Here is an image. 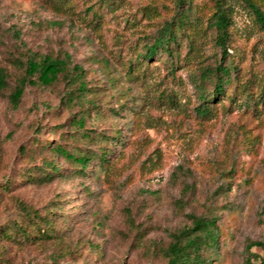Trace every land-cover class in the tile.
<instances>
[{
  "label": "rangeland",
  "instance_id": "1",
  "mask_svg": "<svg viewBox=\"0 0 264 264\" xmlns=\"http://www.w3.org/2000/svg\"><path fill=\"white\" fill-rule=\"evenodd\" d=\"M190 1L172 56L143 60L177 0H0V232L25 225L28 207L56 235L0 237V264H165L170 235L192 216L216 220L206 264H264V32L244 2L225 0L222 62L235 69L201 117L200 94L213 89L201 74L222 54L208 24L215 1ZM46 56L69 70L43 86L26 67ZM57 149L92 159L82 169ZM254 242L263 246L247 250Z\"/></svg>",
  "mask_w": 264,
  "mask_h": 264
},
{
  "label": "trees",
  "instance_id": "2",
  "mask_svg": "<svg viewBox=\"0 0 264 264\" xmlns=\"http://www.w3.org/2000/svg\"><path fill=\"white\" fill-rule=\"evenodd\" d=\"M215 10L208 19L209 28L215 33V44L221 50L222 57L219 59L214 69H206L201 74L202 82L207 81L213 85L212 92L208 95L202 90L200 94V105L196 107V113L201 117H206L211 114V103L219 96L224 94V85L231 82L230 74L235 67L225 66L223 59L228 55L226 45L228 41V28L231 23L230 7L226 5L225 0H214ZM244 2L254 15L255 22L264 32V10L263 5L258 4L253 0H241ZM177 10L170 20H165L158 29L152 43L148 45L143 55L138 59L147 60L154 57L158 52L165 53L167 56H172L173 52L180 44L181 35L186 34L190 27L189 16L191 10L190 0H177ZM182 6V8H181ZM186 32V33H185ZM187 36V35H186ZM190 51L193 49V40L189 41ZM68 62L63 59L42 57L38 60L35 58L27 61L26 75H37L39 84L43 86L54 83L59 75L68 73ZM72 77L70 81L77 83V90L84 92L85 85L81 80L82 71L78 66H72L70 69ZM3 83V76L0 71V84ZM202 88V87H201ZM23 93V88L19 87L12 95V100L17 103ZM208 96L211 98L209 99ZM264 93L260 92L257 100L263 102ZM252 100V96L247 93L246 103ZM82 126V123H78ZM57 152L65 158L74 161L82 169L85 168L91 161V157L85 155L68 154L62 149H57ZM53 172H56L55 167H51ZM49 179H51L49 177ZM51 211L46 212L47 215H52ZM23 215L25 217V225L14 223L12 226L0 232V237L9 241H15L19 237L18 244L37 245L42 242L52 241L56 238L51 219L41 217L34 210L28 207H23ZM192 225L181 229L170 235V242L162 250L165 264H206V259L202 257L203 250L207 247H215L218 244V231L216 229V220L208 217H191ZM1 240V239H0ZM252 246L262 247V243H250L247 250ZM246 264H252L249 260Z\"/></svg>",
  "mask_w": 264,
  "mask_h": 264
}]
</instances>
